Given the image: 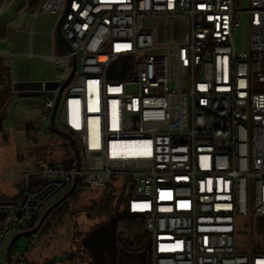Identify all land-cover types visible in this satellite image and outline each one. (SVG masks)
Here are the masks:
<instances>
[{
    "label": "built area",
    "instance_id": "2783aa9c",
    "mask_svg": "<svg viewBox=\"0 0 264 264\" xmlns=\"http://www.w3.org/2000/svg\"><path fill=\"white\" fill-rule=\"evenodd\" d=\"M41 13L70 48L41 55L60 84L29 96L73 158L0 201V264H35L18 240L37 245L53 210L114 176L144 218L150 264H264V0H40L30 35Z\"/></svg>",
    "mask_w": 264,
    "mask_h": 264
},
{
    "label": "rangeland",
    "instance_id": "374dc122",
    "mask_svg": "<svg viewBox=\"0 0 264 264\" xmlns=\"http://www.w3.org/2000/svg\"><path fill=\"white\" fill-rule=\"evenodd\" d=\"M245 1L237 0V5H244ZM10 2L0 14V29L9 21L8 26L11 29L12 22L15 21V30H19L24 13L30 19L27 26L30 25V15L34 13V9H23V0H11ZM19 8L22 11L16 17ZM55 20L56 16L52 13L39 14L35 22L36 34L32 38L27 35V45L24 49V51H30L31 42L34 44L33 52L36 55L28 57L27 53H21L14 57L13 64L8 65L15 76L23 75L30 77V80L42 81L57 79L62 75L61 70H56L52 64L39 56L41 53H51L47 33L52 29ZM155 22L153 18L146 20V23L150 25ZM248 42V32L243 29L237 36L238 48L246 50ZM15 101L18 103L15 104ZM36 102L39 103L38 98L16 95L9 97L2 107L0 113V181L9 183L12 180H18L26 174L43 170L50 164L63 163L66 167L71 164L73 158L71 147L74 146V142L67 134H49L40 130V133L36 135L37 140L30 142L28 136L18 134L13 129L15 119H33L37 116ZM114 184L112 188H78L71 201H65L52 211L43 225L42 232L38 235L37 245L30 247L31 237L28 236H22L18 240V245L29 254L35 264H92L83 240L103 225L108 224L116 213L111 216L93 217L87 209L100 203L109 193L114 197V205L121 212L124 211L126 209V200H122L124 177L114 176ZM118 235L121 236L122 232H117V237ZM140 245V247L143 245L140 253H146L143 258L145 264H150L151 248L148 247V238Z\"/></svg>",
    "mask_w": 264,
    "mask_h": 264
},
{
    "label": "crops",
    "instance_id": "0c3cea01",
    "mask_svg": "<svg viewBox=\"0 0 264 264\" xmlns=\"http://www.w3.org/2000/svg\"><path fill=\"white\" fill-rule=\"evenodd\" d=\"M5 7L7 6L4 5ZM2 12V11H0ZM21 13V8L17 10V15ZM16 15V17H17ZM12 21V20H11ZM30 19L27 17L26 13L23 14L22 21H21V26L19 30H12L9 28L8 24L9 22H6L4 24V27L0 29V57L4 60L5 64H13L14 62V57L17 55H20L21 53H27L26 55L29 57V53L32 52L34 55H36L33 50H34V44L30 42V51H24L26 45H27V35H30L28 33V26L27 24L29 23ZM23 22V23H22ZM36 22V20H35ZM35 22H34V27H35ZM25 28H23V26ZM36 32L34 33V35ZM34 35H30L31 38ZM7 36L6 40H3ZM48 36V44L51 48V52H55L56 54L62 53V50H66L67 47H65L64 43H62L60 40H58L56 31L54 35H51V30L49 33H47ZM23 48V49H22ZM40 48V46H39ZM47 53H41V55H46ZM9 66V65H8ZM10 67V66H9ZM31 78L28 76H15L11 72V93L7 95L6 99L2 102L0 101V113L2 111V107L5 105L6 100L11 97V96H16L19 95L21 97H31L29 96L31 91H16L14 89V83L19 80H30ZM18 101H15V104H17ZM37 108V106H36ZM37 116L33 119H15L14 127L13 129L18 133V134H24L25 136L29 137L30 142H35L37 140V134L40 133V130H43L42 128V122L40 120V108H37ZM44 131V130H43ZM7 181H0V201L4 200H16L19 198L23 186H24V178L20 177L18 180H12L9 183Z\"/></svg>",
    "mask_w": 264,
    "mask_h": 264
},
{
    "label": "trees",
    "instance_id": "16d2710c",
    "mask_svg": "<svg viewBox=\"0 0 264 264\" xmlns=\"http://www.w3.org/2000/svg\"><path fill=\"white\" fill-rule=\"evenodd\" d=\"M7 0H0V11ZM40 0H30L29 8L35 11ZM11 68L5 64L4 60L0 57V101H4L8 94L11 93ZM113 195L107 193L100 203L94 204L87 209L89 214L93 217L111 216L117 214L115 223L116 232H122L129 239L134 241H141L147 239V232L145 229V221L142 216L130 214L127 209L120 211L114 205ZM64 212V211H62ZM113 217V216H112ZM112 220V218H111ZM110 220V221H111ZM120 235H118V238Z\"/></svg>",
    "mask_w": 264,
    "mask_h": 264
},
{
    "label": "water",
    "instance_id": "95a60500",
    "mask_svg": "<svg viewBox=\"0 0 264 264\" xmlns=\"http://www.w3.org/2000/svg\"><path fill=\"white\" fill-rule=\"evenodd\" d=\"M56 35L57 38L66 45L67 48H70V43L69 41L65 38L60 25H58V27L56 28ZM129 65L125 66L128 67ZM76 71V65H73V69H72V73L69 76V78L67 79V81L63 84V86L61 87L60 90V94L63 92V90L65 89L66 85L70 82L71 78L73 77V75L75 74ZM124 70L122 73H120V75H124L125 74ZM111 76L115 75V72L112 71ZM59 82L56 80H47L45 83V90H53L55 88H57L59 86ZM14 89L16 91H42L44 89L43 87V81L41 80H19L16 81L14 83ZM65 197H62L61 199H59L58 201H56L47 211L44 219H46V217L49 215V213L55 209L57 206H59L63 201H64ZM117 220V214H115L112 217V221L110 222V224H108L105 228H103L102 230H100L99 232H97L96 234H94L93 236L90 237V239H87L83 242V244L85 246H87L88 248H90L93 252H95L96 254H102L103 252L107 251L110 252L113 250V246L115 244V238L117 237V232L115 230V223ZM37 229H34L30 232L31 233H35ZM16 238L11 242L10 244V248L12 247V245L14 244ZM9 248V250H10ZM113 255H110V258L112 259Z\"/></svg>",
    "mask_w": 264,
    "mask_h": 264
},
{
    "label": "flooded vegetation",
    "instance_id": "af4514ba",
    "mask_svg": "<svg viewBox=\"0 0 264 264\" xmlns=\"http://www.w3.org/2000/svg\"><path fill=\"white\" fill-rule=\"evenodd\" d=\"M110 222L108 224H110ZM108 224L103 225L99 230L91 233L83 240V242L90 239L91 236L105 228ZM143 241L144 239H141L140 242L134 241L122 234L119 238H115L113 250L110 252L105 251L102 254H96L87 246L85 247L89 251L92 264H145L143 258L146 256V253H140V250L143 247V245L140 247V243ZM110 255H113L112 259L110 258Z\"/></svg>",
    "mask_w": 264,
    "mask_h": 264
},
{
    "label": "bare ground",
    "instance_id": "6f19581e",
    "mask_svg": "<svg viewBox=\"0 0 264 264\" xmlns=\"http://www.w3.org/2000/svg\"><path fill=\"white\" fill-rule=\"evenodd\" d=\"M10 1L11 0H7L4 5L8 4ZM39 4H40V1L38 2V5H37L36 10L34 11V13L30 15L31 17H34V15H36L37 8H39ZM4 5H3L2 9L5 7ZM29 6H30V2H28V6L25 7V8L29 9ZM2 9H1V11H2Z\"/></svg>",
    "mask_w": 264,
    "mask_h": 264
}]
</instances>
